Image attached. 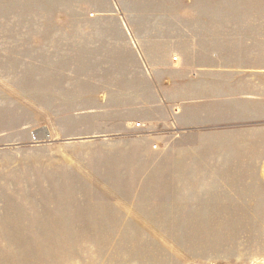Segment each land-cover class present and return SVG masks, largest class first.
I'll return each instance as SVG.
<instances>
[{
	"label": "rangeland",
	"instance_id": "1",
	"mask_svg": "<svg viewBox=\"0 0 264 264\" xmlns=\"http://www.w3.org/2000/svg\"><path fill=\"white\" fill-rule=\"evenodd\" d=\"M116 21L197 128L129 130ZM0 264H264V0H0Z\"/></svg>",
	"mask_w": 264,
	"mask_h": 264
},
{
	"label": "crops",
	"instance_id": "2",
	"mask_svg": "<svg viewBox=\"0 0 264 264\" xmlns=\"http://www.w3.org/2000/svg\"><path fill=\"white\" fill-rule=\"evenodd\" d=\"M112 26L119 30L120 36L111 37V53L115 52L113 45L119 44V49L124 48L128 57L127 61L123 58V63H111L113 76L121 77V74L129 73L132 64L141 76L138 89L120 90L123 91V99L133 103L130 107L139 111L137 123L125 121L129 130L147 134L151 141H159L197 128L192 118L193 99L190 92V84L195 78L188 74L185 64L170 62L164 66L154 63L143 50L137 49V42L133 41L123 21H116ZM137 124L141 125L140 128L136 127Z\"/></svg>",
	"mask_w": 264,
	"mask_h": 264
},
{
	"label": "bare ground",
	"instance_id": "3",
	"mask_svg": "<svg viewBox=\"0 0 264 264\" xmlns=\"http://www.w3.org/2000/svg\"><path fill=\"white\" fill-rule=\"evenodd\" d=\"M38 135L41 137V138H48V133L45 131V130H40L38 132Z\"/></svg>",
	"mask_w": 264,
	"mask_h": 264
},
{
	"label": "built area",
	"instance_id": "4",
	"mask_svg": "<svg viewBox=\"0 0 264 264\" xmlns=\"http://www.w3.org/2000/svg\"><path fill=\"white\" fill-rule=\"evenodd\" d=\"M140 126H141L140 124H137V125H136L137 128H140ZM142 128H145V126L142 125ZM153 148H156V145H154Z\"/></svg>",
	"mask_w": 264,
	"mask_h": 264
}]
</instances>
